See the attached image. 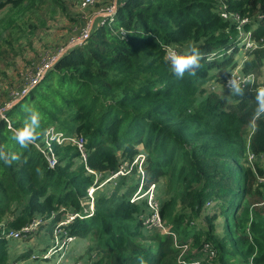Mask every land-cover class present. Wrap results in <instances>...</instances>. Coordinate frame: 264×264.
<instances>
[{
    "label": "trees",
    "instance_id": "1",
    "mask_svg": "<svg viewBox=\"0 0 264 264\" xmlns=\"http://www.w3.org/2000/svg\"><path fill=\"white\" fill-rule=\"evenodd\" d=\"M23 1L2 0L0 9ZM123 1L113 20L94 25L85 43L67 51L8 110V120L0 118V264H9L5 231L51 217L61 206L85 213L82 199L95 179L86 166L115 171L122 160H134L140 146L144 187L169 182L160 214L178 240L181 235L182 244L191 245L185 259L210 245L221 264L238 257L264 264V111L257 115L256 101L264 87L258 82L264 77V0ZM241 29L260 46L246 49ZM188 44L202 54L201 67L178 79L165 62L166 49ZM240 47L246 49L241 71L254 83L242 96L223 86L212 90L213 80L240 66L234 60ZM34 112V142L43 145L51 127L81 135L87 160L77 161L78 146L54 142L58 161L50 167L33 143L25 148L15 141ZM232 177L235 188L227 184ZM126 180L110 194L98 192L95 213L74 220L69 233L89 237L98 256L93 264H141L140 257L145 264H183L173 236L145 228L141 216L150 209L146 200L131 202L139 183L121 192ZM220 216L224 233L218 236Z\"/></svg>",
    "mask_w": 264,
    "mask_h": 264
},
{
    "label": "built area",
    "instance_id": "2",
    "mask_svg": "<svg viewBox=\"0 0 264 264\" xmlns=\"http://www.w3.org/2000/svg\"><path fill=\"white\" fill-rule=\"evenodd\" d=\"M2 0H0L1 2ZM96 0H84V4L87 6L95 4ZM123 0H110V3L107 4L99 13L103 17L101 24H105L107 21L113 20V16L118 10V6L122 4ZM225 17H228L226 13L223 14ZM228 18H233V16H229ZM239 20V19H238ZM249 19H240L241 26L248 22ZM94 24L89 22L84 26L80 32L74 35L66 45L61 46L55 49L52 52H47V55L43 57L39 66L32 70L30 75L27 78L26 83L16 92H13L10 96V102L5 107H0V118L6 119L8 110L18 103L22 98L27 96L31 90L48 74L50 70L53 69L55 64L60 60V58L70 49L80 46L85 43L91 36L93 31ZM240 39H242L243 45L246 49L256 48L259 45V42L255 41L251 37L250 32H245L243 29L240 31ZM172 47L181 48L173 45ZM179 50V49H178ZM231 73H236V75L243 81L246 80L251 75H244L241 71L240 66H237L234 69H231L227 76ZM226 78L222 79L221 81L213 80L210 83V87L212 90L221 88V86L225 87ZM254 80V77L251 76ZM220 85V86H219ZM248 84H243L242 87H247ZM226 88V87H225ZM218 91V90H216ZM54 142L58 145L63 146H78L81 156L77 159L78 162H83L87 160L88 151L86 149L87 140L78 134L74 135H66L64 132L56 130L55 127L49 128L44 137V144H40L38 142H33V144L43 153L44 157L47 159L48 164L50 167H54L57 164L58 157L56 155L54 149ZM139 155V156H138ZM134 160H124L121 161V164L115 171H106L101 172L95 170L89 166H86V174L87 176H94L93 185H91L87 190V195L85 196L86 200L85 203L82 200L84 205V212L76 211L75 209L68 208L66 206H61L60 209L56 212H53L51 217L45 218L44 216H37L34 218L30 223L23 226L19 230H8L5 231L3 234L5 235L6 239L11 241H20L23 238L30 237L38 232L42 226L46 225L49 221H55L53 225V245L44 252L39 254H33V259H41V260H53L55 264H59L66 254L67 250L70 246L75 242L78 238L69 233L68 226L72 224L74 220L77 218H84L90 217L95 213V200L97 193L100 191L101 188L105 187L108 183L113 182L117 185V182L123 178L128 177L129 175L133 174L132 170L135 168L137 169L138 175V183L140 184L138 190L134 192L131 198V202H137L141 200H146L148 207L150 209L149 212H145L142 214L141 219L144 222V226L147 229H155L162 232L164 235H171L175 240V247L181 248V253L179 255L180 262L183 264H221V262L216 258L215 250L210 246L206 245L201 250H195L193 253L196 254L192 259L187 260L185 259L189 249L191 247L190 244H179L178 238L176 233H174L171 229V226L168 225L166 221L163 220L160 214L161 205L159 203V195L157 194V186L158 183H152L147 188L144 187V175L145 172L143 170V162L145 157H141L138 154ZM254 159L253 156H250V161ZM136 182V183H137ZM163 191V190H162ZM86 214V215H85ZM214 250V251H213ZM244 259H242L243 261ZM73 264H93L92 262L89 263L87 261L79 260L74 261ZM248 264H254L252 259H249Z\"/></svg>",
    "mask_w": 264,
    "mask_h": 264
},
{
    "label": "rangeland",
    "instance_id": "3",
    "mask_svg": "<svg viewBox=\"0 0 264 264\" xmlns=\"http://www.w3.org/2000/svg\"><path fill=\"white\" fill-rule=\"evenodd\" d=\"M61 1L65 5V9L63 4L61 6L55 5L52 0L35 2L24 0L18 7H13L11 3H5L0 9V107H5L9 104L11 94L19 90L26 83L32 70H35L41 63L42 58L47 55V51L52 52L66 45L70 38H67L70 35V31H76L90 21L89 16L93 13L94 9L88 12H79L75 0ZM109 3L110 0L98 1L95 5V11L100 12ZM64 31H67V33H64ZM245 54L246 49L240 47L234 56V60L238 62L240 68L245 60ZM259 80L258 82L263 81L264 77H261ZM214 90H220V88L218 87V89ZM139 149L141 157L146 156L144 147L140 146ZM124 161L127 162L126 160ZM132 173L126 177L129 180L124 181L121 192L133 190V187L138 184V182L136 183V180L139 179L135 166ZM168 184L169 182L166 178H162L158 182L156 191L160 200L167 193L166 188ZM227 184L231 188H235L234 178L232 177ZM114 187L115 184L110 182L101 188L99 193L110 194L114 190ZM162 190H165V192H162ZM82 200L85 203L86 198ZM224 219V216H220L218 220V236L224 233L222 230ZM180 239L183 240L181 235ZM180 239L178 242L181 245ZM11 242H14V240ZM173 243L175 245V240ZM214 250L216 258H218V251ZM67 251L69 252L70 248ZM74 261L79 260H73L70 264H73ZM248 263L249 260L242 261L241 257H238L235 261V264Z\"/></svg>",
    "mask_w": 264,
    "mask_h": 264
},
{
    "label": "crops",
    "instance_id": "4",
    "mask_svg": "<svg viewBox=\"0 0 264 264\" xmlns=\"http://www.w3.org/2000/svg\"><path fill=\"white\" fill-rule=\"evenodd\" d=\"M98 1L100 0H96L95 4L87 6L84 4V0H75L76 7L78 8L79 12H83V11L88 12L94 9L93 13L89 16L90 17L89 22H92L95 26L99 25L103 20V17L100 15V13L98 11H95V5L96 3H98ZM63 6L65 9L64 4ZM89 22L85 23V25H83L81 28L77 29L76 31L71 30L70 35L67 37V38L70 37L68 40H70L74 35L78 34L80 30L84 26H86V24H88ZM64 33H67V31H64ZM137 181L138 180H136V182ZM52 237H53V224L52 221H49L46 225L42 226L41 229L38 232H36L34 235L24 238L23 240L20 241L9 242V251H10L9 264H55V261L53 260H41L38 258L33 259L32 257L33 254L42 253L45 251V249L51 247L53 245ZM89 249H90L89 239L84 237L83 238L79 237L70 247V251L69 252L67 251L66 254L63 256L59 264H66V263L70 264L73 260H83L89 263L91 262L94 263L97 260L98 256L96 255L95 252L90 251ZM24 254L27 255L26 258H22Z\"/></svg>",
    "mask_w": 264,
    "mask_h": 264
},
{
    "label": "clouds",
    "instance_id": "5",
    "mask_svg": "<svg viewBox=\"0 0 264 264\" xmlns=\"http://www.w3.org/2000/svg\"><path fill=\"white\" fill-rule=\"evenodd\" d=\"M179 49V50H178ZM202 54L199 49L193 45L188 44L183 48H176L169 46L166 49L165 62L169 65V71L176 76L178 79H182L185 73L189 75H195L196 70L201 67L200 60ZM243 84L254 83V80L249 76L246 80H241L236 73H231L227 76L225 81V87L229 90L232 95H243L244 89L241 86ZM256 101L259 104L257 115L260 111H264V87H260L256 90ZM39 126V117L37 113H33L31 117V124L19 129L14 139L22 147H27L35 140L34 130ZM141 264H145L143 257H140Z\"/></svg>",
    "mask_w": 264,
    "mask_h": 264
}]
</instances>
